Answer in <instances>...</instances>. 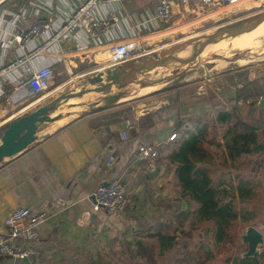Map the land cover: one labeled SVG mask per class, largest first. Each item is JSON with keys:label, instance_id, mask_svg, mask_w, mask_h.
I'll return each instance as SVG.
<instances>
[{"label": "crops", "instance_id": "1", "mask_svg": "<svg viewBox=\"0 0 264 264\" xmlns=\"http://www.w3.org/2000/svg\"><path fill=\"white\" fill-rule=\"evenodd\" d=\"M158 1L121 0L113 4L119 20L108 33L100 35V42L79 28L70 41L48 44L39 51L47 36L23 45L16 36L40 18L47 19L50 31L55 30L76 0H0V67L11 66L0 76V133L9 121L45 104L28 87L2 94L5 81L16 86L29 67L51 65L55 72L52 85L60 84L63 74L75 75L88 65L107 68L105 52L112 45L131 38L143 43L151 35L160 34L165 25H140ZM197 1L172 0L175 17L193 13L205 17L219 11V7L199 10ZM251 4L240 6L247 10L254 6ZM108 8H102V12ZM256 80L227 81L218 99L223 100L225 108L238 107L258 127L264 143V94L253 88ZM123 99L130 97L118 101ZM84 103L100 106L106 101L105 97L87 96ZM121 106L93 108L67 123L62 115L54 117L39 128L37 140L27 149L0 163V235L5 232L6 217L21 206L50 213L35 243L39 256L16 264H264V243L254 256H248V244L242 238L249 226L264 237V166L256 164L259 157L250 158L248 171L232 167L218 175L221 180H233L234 185L241 177L262 181L248 202L240 201L235 187L234 200L228 201L234 203L237 217L228 223L201 219L195 213L199 204L182 196L173 164L162 158L158 170L151 172L146 163L135 158L140 143L155 142L161 148L174 130L163 131L153 125L146 129L137 122L128 130L123 116L114 120ZM125 131L127 137L123 136ZM259 153L264 158V150ZM110 156L116 159L112 164L107 162ZM116 178L123 180L127 190L126 210L117 216L95 210L94 193ZM162 236L172 240L163 242ZM12 262L0 254V264Z\"/></svg>", "mask_w": 264, "mask_h": 264}, {"label": "rangeland", "instance_id": "2", "mask_svg": "<svg viewBox=\"0 0 264 264\" xmlns=\"http://www.w3.org/2000/svg\"><path fill=\"white\" fill-rule=\"evenodd\" d=\"M252 2H255V4H251ZM242 4L254 6L243 10L242 6H240ZM242 4L219 6V11L216 14L205 17L202 14L193 13L184 18H177L174 12L173 21L162 27L159 32L166 33L161 36H156V33L153 35L155 37L151 35L152 38H149V40L148 38L145 39L142 49L135 53L130 60L159 56L164 52L176 50L179 46L186 50L185 53H191L198 46V43L206 39L205 35L214 32L219 25L235 21L264 9V0H245ZM201 8L198 9L201 10ZM202 10L206 12L205 9L202 8ZM232 53L228 55L206 53L190 64L180 65L174 63L170 67L156 68L141 76L145 83L150 84L145 87L152 86L150 89L143 90L142 88H145L143 87L144 85L138 83L128 85L122 89L113 88V92L111 91L107 94L94 93L88 95L90 97L100 96L104 98L105 95L124 91V96H130V99L124 101L111 100L100 106H92L84 103L85 97H87L84 96L75 99V103H72V101L64 104L53 115H62L65 118L64 122L67 123L79 114L91 111L93 108L122 105L119 112H117L118 114L115 113L117 115L114 116V120H119L123 116L124 119H127V124L134 126L135 122L143 123L146 129L153 125L156 129L160 127L163 131L177 130L183 132L188 127L195 126L198 121L215 122L218 111L226 107L223 100L218 99V93L223 83L228 84L227 81L233 83L236 80L247 81L251 77L258 79L256 80L257 86L256 83L255 85L252 84L253 88L257 92H263L262 94H264V42L261 47L235 50ZM87 68L77 71L78 73L75 75L63 74L60 81L62 86L60 84L52 85L45 93L39 95L42 98L39 102L46 103L50 101L57 91L61 89L67 91L71 87L73 89L81 88L87 84L90 77L100 71L107 72V68L102 69L99 64L88 65ZM148 112L150 113L146 116L137 118V115ZM50 123L52 125L55 124L53 121ZM44 124L48 125V123ZM217 127L212 130L211 137L215 136L214 141L223 142L224 128L218 125ZM174 141L167 140L163 143L160 150V161L163 155L168 153L170 143L172 144ZM208 148L213 152L218 150L219 154L222 151L214 144L208 145ZM250 161V157L243 158L239 169L248 171ZM229 168V166L227 168L218 166L213 171L217 172L218 176L222 171L227 172Z\"/></svg>", "mask_w": 264, "mask_h": 264}, {"label": "built area", "instance_id": "3", "mask_svg": "<svg viewBox=\"0 0 264 264\" xmlns=\"http://www.w3.org/2000/svg\"><path fill=\"white\" fill-rule=\"evenodd\" d=\"M121 0H76L72 11L66 19L55 30L50 31L47 19L40 18L27 31L16 36V40L23 45L32 39L40 37L46 38L45 44L38 47L42 50L46 45L70 41L74 32L83 28L94 41L100 42V35L108 33L119 20V15L113 4ZM245 0H198V8L204 5L219 7L222 5H239ZM187 3L188 0H182ZM109 7L102 12V8ZM174 4L172 0H159L156 8L152 12H147L146 18L140 25L157 24L167 25L173 21ZM156 26V25H155ZM143 43L136 38L127 39L109 47L105 52V67H111L130 60L135 53L142 49ZM24 63L25 60H20ZM9 67H0V76L5 74ZM55 76L51 65L40 68L29 67L27 73L21 78L16 86L9 80L4 82L2 94L8 95L14 89L28 87L33 95H41L52 86ZM133 125L127 124V129ZM127 137V131L123 132ZM177 132L173 131L169 135V140H174ZM138 162L146 163L151 172L158 170L160 160V147L155 142L140 143L135 152ZM116 161L114 156H110L108 164ZM94 209L104 210L107 214L117 216L122 214L128 205L127 190L123 180L116 178L109 183L100 186L94 193ZM49 212L34 211L28 207L21 206L9 214L5 219V232L0 235V254L10 257L16 264L17 261H26L29 258H36L40 252L36 249L35 243L40 237V230L47 220Z\"/></svg>", "mask_w": 264, "mask_h": 264}, {"label": "trees", "instance_id": "4", "mask_svg": "<svg viewBox=\"0 0 264 264\" xmlns=\"http://www.w3.org/2000/svg\"><path fill=\"white\" fill-rule=\"evenodd\" d=\"M217 125L224 128L223 142L214 141L215 136L211 137V132L218 128ZM175 131V141L170 143V149L163 158L173 164L182 196L190 197L199 204L195 213L201 219L228 223L230 219L237 217L234 203L228 201L229 198L234 200L235 187L240 201L248 202L255 196L262 181L241 177L234 185L233 180H221V175L217 176V172L213 170L218 166L239 169L243 158L257 156L259 158L256 164L264 166V158L261 159L259 153L264 150V143L261 142L263 138L260 139L258 127L238 107H224L218 111L215 122L198 121L195 126L188 127L183 132ZM212 144L222 150L220 154L218 150L213 152L208 148ZM245 218L246 214L243 215V220ZM170 240L172 238L162 236L163 242Z\"/></svg>", "mask_w": 264, "mask_h": 264}, {"label": "water", "instance_id": "5", "mask_svg": "<svg viewBox=\"0 0 264 264\" xmlns=\"http://www.w3.org/2000/svg\"><path fill=\"white\" fill-rule=\"evenodd\" d=\"M214 7L204 5L203 9L211 11ZM264 22V9L246 15L235 21L219 25L214 32L205 35V40L201 42L191 53L181 54L180 51L171 50L159 56L147 57L107 67V72L100 71L90 77L86 85L81 88H72L62 91L47 103L40 105L35 110L19 118L9 121L0 133V163L6 158L13 157L37 140V132L44 123L59 115H53L64 104L71 103L77 98H82L94 93H104L113 88L122 89L131 84L150 85L143 81L144 74L151 72L157 66L166 63H176L180 65L195 62L206 53H215L208 50V47L219 41L238 37L248 33ZM118 95H114L116 100ZM243 241L248 244V256H254L259 250V245L264 243L263 234L254 226H249Z\"/></svg>", "mask_w": 264, "mask_h": 264}, {"label": "bare ground", "instance_id": "6", "mask_svg": "<svg viewBox=\"0 0 264 264\" xmlns=\"http://www.w3.org/2000/svg\"><path fill=\"white\" fill-rule=\"evenodd\" d=\"M168 32H169V30H168ZM165 33L166 32H163V33H160V34H158L156 36H160V35H163ZM153 37H155V36H153ZM137 41H139V39H137ZM263 42H264V22L259 24L257 27H255L253 30H251L248 33L242 34V35H240L238 37L228 38V39L219 41L218 43L212 44V45H210L208 47V50L213 51V52L218 53V54L228 55V54L232 53L235 50H247V49H254V48L261 47ZM200 44L201 43H198L197 45H200ZM176 50L180 51L181 54L186 51V50L182 49V47H180V46ZM183 54H185V53H183ZM247 58H249V57H247ZM224 62H225V60H224ZM219 63H223V62H219ZM172 64H174V63H166V64H163V65L157 66L156 68H159V67H170ZM156 68H154V69H156ZM145 86H148V85H144L143 87H145ZM150 88H152V86L145 87V88H142V89L143 90H147V89H150ZM111 91L112 90H108L107 92H104V93L107 94V93H109ZM114 95H118V98L116 99V101H118L122 97H125L124 96L125 94H124V91H123V92H118V93H115V94H110V95L105 96V101L107 102V101L113 100ZM60 121L63 122L62 120H60Z\"/></svg>", "mask_w": 264, "mask_h": 264}]
</instances>
